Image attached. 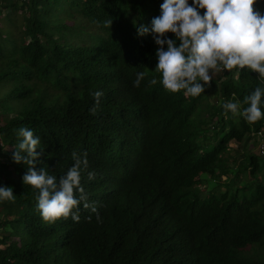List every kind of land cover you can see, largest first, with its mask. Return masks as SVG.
Wrapping results in <instances>:
<instances>
[{"label": "trees", "instance_id": "obj_1", "mask_svg": "<svg viewBox=\"0 0 264 264\" xmlns=\"http://www.w3.org/2000/svg\"><path fill=\"white\" fill-rule=\"evenodd\" d=\"M160 3L0 0V84L24 102L0 124V185L15 194L0 200V264H264V153L249 144L230 162L231 142L264 143V116L223 108L245 107L264 80L220 69L195 97L165 90L152 35L137 34ZM253 9L264 14V0ZM21 127L40 137L37 170L59 177L86 154L78 221L40 216L28 166L12 160ZM201 179L214 183L207 193Z\"/></svg>", "mask_w": 264, "mask_h": 264}, {"label": "clouds", "instance_id": "obj_2", "mask_svg": "<svg viewBox=\"0 0 264 264\" xmlns=\"http://www.w3.org/2000/svg\"><path fill=\"white\" fill-rule=\"evenodd\" d=\"M256 0H162L158 16L150 21V27H137L138 35L151 34L155 49V70L159 72L160 85L176 93L183 90L193 97L204 92L212 79L213 70L250 69L257 78L264 80V14L254 11ZM203 10V11H201ZM171 33L173 38H169ZM235 72H237L235 70ZM145 73H136L133 86H139ZM157 81L152 78L149 83ZM94 107L103 92L91 93ZM227 102L223 108L239 114L247 122H255L264 116V86L255 87L244 100ZM20 137L13 149L12 160L27 165L22 182L37 190L36 208L46 221L57 218L79 220V207L89 208L87 194L80 184L81 173L87 168L86 154L80 157L72 153L73 164L57 177L44 167L34 165L43 152L40 137L30 128L21 127ZM40 151H36V149ZM92 179L93 173H87ZM11 186L0 185V200H13ZM92 212L96 209L90 208ZM100 217L97 214V220Z\"/></svg>", "mask_w": 264, "mask_h": 264}, {"label": "rangeland", "instance_id": "obj_3", "mask_svg": "<svg viewBox=\"0 0 264 264\" xmlns=\"http://www.w3.org/2000/svg\"><path fill=\"white\" fill-rule=\"evenodd\" d=\"M17 15H19V12H17ZM17 19H20L19 17H17ZM18 21V20H17ZM67 23H71L70 20H67ZM2 22L0 21V27H1ZM10 29L12 30L13 27H10ZM218 74V73H217ZM236 75V73H234ZM10 89V85L3 82L0 84V99L2 100V106L4 107L3 111L0 107V124H3L6 120L7 117H11L12 115L20 112L24 106V102L21 100H17V99H7L6 98V94L8 93ZM211 101H213L215 99V97H211ZM261 137V136H260ZM258 138L257 140V144L254 145V143L252 141L250 142H245V143H235V142H231L230 146H231V154L232 156H230V162L231 164H233L234 166L241 161L243 154L245 151H247L248 145L249 147L255 151V153H258V147L259 144L258 142H261V138ZM2 153V152H1ZM3 154V153H2ZM264 173V171H263ZM244 176V174L242 175V177ZM213 182L212 181H207V180H202L199 183V188L204 192L207 193L208 190H210V188L213 186Z\"/></svg>", "mask_w": 264, "mask_h": 264}, {"label": "built area", "instance_id": "obj_4", "mask_svg": "<svg viewBox=\"0 0 264 264\" xmlns=\"http://www.w3.org/2000/svg\"><path fill=\"white\" fill-rule=\"evenodd\" d=\"M21 1H23V0H21ZM25 1H26V0H25ZM221 70L224 71L223 68H221ZM258 134L260 135V133H258ZM258 150H259V153H261V154L264 153V143H263L262 141L259 143Z\"/></svg>", "mask_w": 264, "mask_h": 264}]
</instances>
